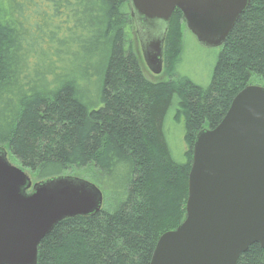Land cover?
<instances>
[{"label":"trees","instance_id":"trees-1","mask_svg":"<svg viewBox=\"0 0 264 264\" xmlns=\"http://www.w3.org/2000/svg\"><path fill=\"white\" fill-rule=\"evenodd\" d=\"M185 29L176 8L167 79L155 80L131 39L130 0H0V147L37 181L74 175L104 193L98 213L56 224L37 264H151L161 235L184 221L197 134L247 85H264V0L234 26L207 88L177 73ZM92 79L88 101L80 82ZM173 104L184 162L164 132ZM238 264H264V248L253 244Z\"/></svg>","mask_w":264,"mask_h":264},{"label":"water","instance_id":"water-1","mask_svg":"<svg viewBox=\"0 0 264 264\" xmlns=\"http://www.w3.org/2000/svg\"><path fill=\"white\" fill-rule=\"evenodd\" d=\"M252 0H130L143 59L164 68V43L176 8L206 47H221ZM103 190L79 176L33 182L0 147V264H37L38 247L60 221L98 213ZM264 248V85L249 84L215 128L196 136L186 217L161 235L151 264H238Z\"/></svg>","mask_w":264,"mask_h":264},{"label":"rangeland","instance_id":"rangeland-1","mask_svg":"<svg viewBox=\"0 0 264 264\" xmlns=\"http://www.w3.org/2000/svg\"><path fill=\"white\" fill-rule=\"evenodd\" d=\"M131 39L135 42L141 52L140 42L136 31L133 33ZM221 51L222 46L206 47L201 45L195 35L186 28L184 31L183 49L177 67V73L181 76L189 77L196 84L207 88L211 84L214 69L217 65ZM148 72L151 74L150 77L152 79H167V76L163 72L160 75H154L150 71ZM253 82L258 83V81ZM80 85L82 92L87 97L88 101L96 96L98 85L95 80H81ZM177 103L178 102H176V104ZM176 108L177 105L173 104V107L165 119L164 132L172 152L173 159L177 162H184V153L187 149V145L184 141V121L181 125L175 124L174 114ZM9 158L14 165L20 166V164L12 156H10V154ZM26 172L30 175L33 182L37 181L34 175H32L29 171Z\"/></svg>","mask_w":264,"mask_h":264}]
</instances>
